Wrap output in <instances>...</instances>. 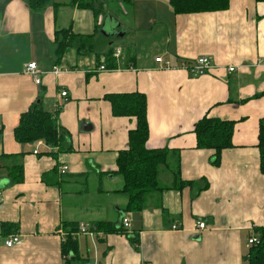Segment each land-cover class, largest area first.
Returning a JSON list of instances; mask_svg holds the SVG:
<instances>
[{"label": "crops", "instance_id": "crops-1", "mask_svg": "<svg viewBox=\"0 0 264 264\" xmlns=\"http://www.w3.org/2000/svg\"><path fill=\"white\" fill-rule=\"evenodd\" d=\"M101 3L96 13L74 0H51L32 13L27 0H0V264H64L61 244L71 232L64 225L74 223L89 231L77 237L89 264H248V241L264 227L257 149L264 118V3L230 0L227 11L195 15H175L170 0ZM68 29L91 40L81 51L69 47L58 62L55 32ZM199 57L214 65L207 75L195 78L180 68ZM32 62L39 85L26 73ZM136 91L148 101L147 148L180 154L182 179L203 191L168 188L150 194L142 212L128 214L115 171L136 124L112 117L104 97ZM42 93L43 108L59 110L57 122L71 135L70 152L65 145L60 151L14 138L20 116ZM205 116L237 122L234 148L222 153L218 167L210 151L196 149L194 128ZM17 163L24 168L20 184L8 177ZM159 180L173 185L168 172ZM100 222L125 232L96 230ZM198 222L206 230L199 231ZM4 224L14 226L4 232ZM13 235L21 242L8 248ZM130 238L137 239V250Z\"/></svg>", "mask_w": 264, "mask_h": 264}, {"label": "trees", "instance_id": "trees-1", "mask_svg": "<svg viewBox=\"0 0 264 264\" xmlns=\"http://www.w3.org/2000/svg\"><path fill=\"white\" fill-rule=\"evenodd\" d=\"M51 0H27L28 8L32 13L42 12ZM131 2L132 0H124ZM256 3H264V0H255ZM80 8L90 9L99 13L102 9L101 0H74V4ZM170 5L175 15H195L203 13L224 12L230 8V0H170ZM55 43L57 61L60 62L69 47L78 46V50L85 49L91 37L76 35L70 29L55 32ZM113 52H109L107 59L112 68L115 61L111 58ZM44 93L31 105L28 111L20 116L19 124L14 130V138L21 145H34L43 142L46 146L71 151V135L62 128L57 117L59 110L55 112L46 111L43 108ZM110 104L111 114L114 118H128L135 121V128L128 133V149L118 153L117 167L115 173L123 180V187L119 191L128 197L125 213H140L145 207L150 194L163 192L168 188L183 190L190 188L196 193L203 191V188L195 181H185L181 175V158L169 149H148L147 142L150 135L148 122V101L144 93L127 92L111 93L104 97ZM236 121L219 119L205 116L194 128L196 136V149L210 151L212 153V164L218 167L221 164L222 153L234 148L233 135ZM259 172L264 176V118L259 121L258 144ZM42 154L53 153L44 152ZM20 154L19 156H22ZM18 156V157H19ZM14 157V156H13ZM168 172L173 179L171 187H163L160 184V175ZM8 177L14 184L24 181V168L17 163L8 168ZM12 224L2 225L4 232L12 228ZM96 230H104L107 233H124V228L116 231L109 223L100 222ZM71 228V232L61 244V254L65 260L64 264H89L83 259L79 252L77 223L65 224L64 229ZM254 236L258 242L249 249L248 264H264V227L256 228ZM130 242L137 250V239L130 238Z\"/></svg>", "mask_w": 264, "mask_h": 264}, {"label": "built area", "instance_id": "built-area-1", "mask_svg": "<svg viewBox=\"0 0 264 264\" xmlns=\"http://www.w3.org/2000/svg\"><path fill=\"white\" fill-rule=\"evenodd\" d=\"M120 56V49H116L114 52V57L115 58H119ZM157 63H162L166 68H171V64L167 61H163V59L158 58L156 59ZM214 65L212 64V61L210 58L208 57H199L197 58L194 62L191 63H182L180 68L185 70L187 73H189L192 77H201L204 75H207L208 73H210V71L213 69ZM106 68L105 66L100 67L101 71H104ZM230 72H233L234 69L230 68L229 69ZM61 72L60 69L55 68L53 73L58 75ZM26 73L31 75L34 78V81L37 85H39L41 83V79L39 77V74L37 72V68H36V63L32 62L30 64L27 65L26 67ZM61 96L62 97H66L67 93L66 92H61ZM34 154H39L38 150H34ZM67 170V167H63L62 168V173L64 174ZM3 199V192L2 190H0V203L2 202ZM122 225L125 229H129L130 228V222L128 219L123 218L122 221ZM197 229L199 231H204L206 230V225L204 222H198L197 223ZM173 230H178L176 226L173 227ZM88 229L86 227V225L84 224H80L79 225V231L77 233H74L73 236L78 237L79 234H88ZM21 242V237L18 235H13L11 237H9L6 241H5V245L8 248L14 247L15 245L19 244ZM249 244L253 245L255 243L258 242L257 238L255 236L251 237L249 239Z\"/></svg>", "mask_w": 264, "mask_h": 264}, {"label": "water", "instance_id": "water-1", "mask_svg": "<svg viewBox=\"0 0 264 264\" xmlns=\"http://www.w3.org/2000/svg\"><path fill=\"white\" fill-rule=\"evenodd\" d=\"M86 123L84 122L83 124H82V126H81V128H84V127H86V125H85Z\"/></svg>", "mask_w": 264, "mask_h": 264}, {"label": "rangeland", "instance_id": "rangeland-1", "mask_svg": "<svg viewBox=\"0 0 264 264\" xmlns=\"http://www.w3.org/2000/svg\"><path fill=\"white\" fill-rule=\"evenodd\" d=\"M162 182H163L164 184H167V183L165 182V180H164V179H162Z\"/></svg>", "mask_w": 264, "mask_h": 264}]
</instances>
